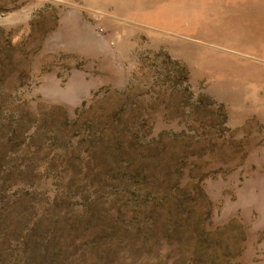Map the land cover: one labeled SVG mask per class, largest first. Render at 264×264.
Masks as SVG:
<instances>
[{
	"label": "rangeland",
	"instance_id": "1",
	"mask_svg": "<svg viewBox=\"0 0 264 264\" xmlns=\"http://www.w3.org/2000/svg\"><path fill=\"white\" fill-rule=\"evenodd\" d=\"M0 264H264V0H0Z\"/></svg>",
	"mask_w": 264,
	"mask_h": 264
}]
</instances>
